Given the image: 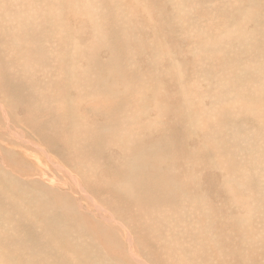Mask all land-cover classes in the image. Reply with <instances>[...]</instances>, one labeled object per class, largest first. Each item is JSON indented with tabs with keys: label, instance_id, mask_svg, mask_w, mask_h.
Segmentation results:
<instances>
[{
	"label": "bare ground",
	"instance_id": "obj_1",
	"mask_svg": "<svg viewBox=\"0 0 264 264\" xmlns=\"http://www.w3.org/2000/svg\"><path fill=\"white\" fill-rule=\"evenodd\" d=\"M60 1L38 5L60 8L61 48L88 62L80 74L72 67L59 75V87L67 97L72 87L95 96L77 106L63 105V97L56 104L62 109L50 107L35 88L32 64L21 59L31 50L36 67L49 65L52 16L22 21L29 38L11 35L9 41L24 49L0 61V96L7 83L19 88L16 101L0 98V264H122L112 243L124 245L126 259L137 264H167L166 249L175 245L197 259L212 251L208 243L222 257L256 263L264 255V191L251 192L253 175L254 189L260 180L264 190V0H242L235 13L234 0H208V14L198 2L185 7L184 0H171L179 3L169 12L170 0H148L155 15L141 3L129 17L118 0H94V7L65 0L64 8ZM183 12L190 32L177 45L171 17ZM147 16L145 27L133 21ZM237 20H246V30ZM150 24L160 31L150 34ZM147 32L166 43L152 58H141L149 63L139 71L130 51L142 54ZM232 33L231 40L224 37ZM103 49L111 54L101 56ZM67 60L57 65L66 68ZM233 74L234 86L227 87ZM195 78L198 87L190 85ZM72 79L80 80L69 84ZM234 87L247 97H234ZM111 98L117 100L109 119L97 117L96 103L109 105ZM137 99L142 117L130 112ZM116 111L134 115L117 119ZM227 115L234 116V143Z\"/></svg>",
	"mask_w": 264,
	"mask_h": 264
},
{
	"label": "rangeland",
	"instance_id": "obj_2",
	"mask_svg": "<svg viewBox=\"0 0 264 264\" xmlns=\"http://www.w3.org/2000/svg\"><path fill=\"white\" fill-rule=\"evenodd\" d=\"M30 1V3H32V4H30L29 2H28V0H24V3H23V0H0V49H1V51H0V61H5L6 60V58H9V57H12L13 56V54H17V52H19V51H21V50H23L24 49V47L22 46H17V49H16V47H15V45H13L12 47H10V42L11 41H9V39H10V36L12 35V36H18L17 38H19V37H21L22 36V38L23 39H28L29 38V36H27L28 35V33L27 32H25V31H23L22 30V21H24V20H26V19H28L29 17L30 18H41V17H45L47 14L46 13H51V16H52V22H53V24H52V34H53V36L50 38V39H48V40H46V43L49 45L50 43L52 44L51 45V47H52V49L50 50L51 52H49V57H50V63H49V65H39V66H37L36 67V65L34 64V60H35V57H34V55L32 54H30L32 51L31 50H28V51H26L25 53H24V56L22 57V59H21V62H22V64L23 65H31L32 64V66L30 67V69H29V73L30 74H32V76H33V79H34V82H35V88L36 89H39V90H37L38 91V93H40L41 95L43 94H46L45 95V98H46V102H48L49 103V105H50V107L51 108H53V109H62L63 107H59V106H57L56 104L57 103H59L60 101H62V98L63 97H65L66 98V101L63 103V105L64 104H68V105H71V106H77L79 103H84L85 101H87V100H91L92 98H93V96H95V95H93V96H91L90 94H89V92L87 93V91H89L90 89H87L86 88V90L85 89H83L84 91H82V92H80V93H75L77 90H79L78 88H74V87H72L71 89H67V92L70 94V96L69 97H67L64 93H63V91H62V89L59 87V84H58V80H59V78H60V76H62L66 71H67V69L69 68V69H71L72 67L76 70V75L79 73H81V71H85V69H86V67H87V62L85 63V61L84 60H82L83 61V63H82V61H80V59H81V54L79 53V52H77L75 55H71V54H69L65 49H62L61 48V41L59 40L60 39V37L58 36V33H56L57 31H63L65 28H66V26H65V23H64V20L60 17V13H61V10H60V8H55V6L54 5H51L50 6V8H47V7H44V6H41L42 8H40V5H38V3H40L41 2V4H46L47 2H45L46 0H29ZM36 1V2H35ZM79 2L81 1V0H78ZM94 0H82V4H85V5H89V6H92V7H94L95 6V2H93ZM125 1V2H124ZM242 0H234V13L239 9V7L237 6V5H239L240 3H242L241 2ZM6 2V3H5ZM13 2V3H12ZM54 2H55V0H54ZM120 2V3H119ZM170 3H169V6H170V8H171V10H169L170 8H168V10H169V12H171L172 10H175L174 9V7L176 8L177 7V5H178V3H176V4H174L173 2H171V0L169 1ZM197 2H198V4H197ZM3 3V4H2ZM25 5V3L27 4V6H24L23 4ZM34 3H36V4H34ZM55 3H58V4H60L61 3V1L60 0H56V2ZM118 3L119 4H123V6H122V9H121V11L123 12V13H125L126 14V16H131V15H133V10H135V7L134 6H136L137 8L139 7V6H141V3H145V4H143L144 5V7L146 8V10L148 11V12H150V14L151 15H155L154 13H155V11H154V7H152V5L148 2V0H131V2L129 3V1L128 0H118ZM125 3H127V4H125ZM184 3H185V7H187V6H196V4H197V6H202L203 8L204 7H207V9H205L206 10V12H207V14L208 13H211V9H210V7H209V5H210V1H208V0H184ZM7 5V6H5V5ZM172 4V5H171ZM233 4V3H232ZM262 4H264V3H262ZM17 5V6H16ZM62 7L64 8L65 6H66V1L65 0H63V2H62ZM129 5H130V7H129ZM187 5V6H186ZM32 6H34V7H32ZM37 6V7H36ZM148 6V7H147ZM261 6V5H260ZM8 9H7V8ZM29 7V8H28ZM31 7H32V9H31ZM151 7V8H150ZM184 7V6H183ZM231 7H232V5H231ZM3 8V9H2ZM19 8V9H18ZM27 11H26V10ZM41 9H42V11H41ZM152 9V10H151ZM3 10H5V11H3ZM13 10V11H12ZM179 11V10H182L181 8H177L176 9V11ZM10 11V12H9ZM29 11H31V12H29ZM51 11V12H50ZM4 12H6V13H4ZM15 12V13H14ZM1 13H2V15H1ZM38 13V14H37ZM129 13V14H128ZM14 14V15H13ZM37 14V15H36ZM54 14V15H53ZM8 15V16H7ZM11 15V16H10ZM254 15V14H253ZM15 16V17H14ZM23 16H25V17H23ZM180 16H181V18H180ZM180 16H177V13H176V15H174V18H172L171 17V23H172V30H174V31H176L177 32V34H176V37H175V39H179V41H175L176 43H177V45L179 44V43H183L184 41H183V38H184V34L186 33V32H190V31H187L186 29H188V27H189V25H187L185 22H184V12L180 15ZM239 15H236V17H238ZM257 16H259V15H257ZM256 15H255V17H257ZM3 17H5V18H3ZM255 17H247L246 19H248V20H258L259 18H255ZM2 18V19H1ZM70 18V17H69ZM177 18H179V19H177ZM12 19H14V20H12ZM98 19V18H97ZM2 20V21H1ZM180 20V21H179ZM133 21H136V22H138V23H140V24H143L142 26H144L145 27V23H151V20L149 19V16H147V18L146 19H144V18H139L138 20H133ZM141 21V22H140ZM185 23H183V22ZM61 22V23H60ZM181 22H182V24H181ZM234 22H235V20H234ZM237 22L238 23H236V24H238V26H242V28L244 29V30H246V28H245V24H244V22H246V20H244V21H238L237 20ZM178 23V24H177ZM151 25V24H150ZM235 25V24H234ZM65 26V27H64ZM179 26V27H178ZM183 28H182V27ZM223 26V28H224V26L225 25H222ZM151 27H152V30H151V32H150V34L152 33V34H154V32H156V31H158V27H154V26H152L151 25ZM154 27V28H153ZM186 27V28H185ZM249 27H251V25H249ZM146 28H148V25L146 26ZM158 28V29H157ZM174 28V29H173ZM217 28H219V26L217 27ZM154 29V30H153ZM157 29V30H156ZM229 29V28H228ZM9 30V31H8ZM15 32H13V31ZM54 30V31H53ZM185 30V31H184ZM56 31V32H55ZM159 31H160V29H159ZM229 31H231V30H229ZM235 31V30H234ZM184 32V33H183ZM148 33L149 32H147V33H145L146 34V36L144 35V46L142 47V57H141V55H139L138 54V51H130L131 52V54H133V63H135L134 65H133V67H134V69H138L139 71L142 69V65H143V60L141 59V58H143V57H145V56H149L150 58H152V56H151V54H153V53H155V54H158V50H157V48H160L162 45H163V42L164 43H166V40L165 39H163L162 40V38H159L157 35H152V37H151V35L149 34V36H147L148 35ZM10 34V35H9ZM182 35V36H181ZM86 37V35H84V34H80V37L79 38H81V37ZM9 37V38H8ZM63 37H65V38H67L66 36H63ZM148 37V38H147ZM149 37H151V38H149ZM182 37V38H181ZM225 38H229L230 40H231V38H234V33H232V36H224ZM87 38V37H86ZM85 38V40L83 41V44L84 45H86V46H88L90 43H89V41H88V39H86ZM56 39V40H55ZM151 39V41H153L154 40V43H150V41H148V40H150ZM50 40V41H49ZM181 40V41H180ZM48 41V42H47ZM56 41V42H55ZM59 41V42H58ZM8 42V43H7ZM149 42V43H148ZM263 42H264V37H263ZM146 43H148V44H150V45H148V44H146ZM158 43V44H157ZM159 43H161V46H160V44ZM59 47H57V46ZM156 45H157V47H156ZM152 46V48H150V47ZM235 47V46H234ZM9 48V49H8ZM172 48H173V45L172 44H170L169 45V47H166L165 48V50L167 51V52H171L172 51ZM183 48H185V47H183ZM151 49H152V51H151ZM156 49V50H155ZM4 50V51H3ZM61 50V51H60ZM104 50V49H103ZM235 50H236V48H235ZM234 50V55H238V51L236 50L235 51ZM240 50V49H239ZM263 50H264V48H263ZM8 51V52H7ZM66 51V52H65ZM105 51V52H104ZM104 51H102V53L100 54L101 56H105V55H110L111 53H109V52H107V54H106V50H104ZM150 51V52H149ZM156 51V52H155ZM3 52H5V53H7V54H2ZM149 52V53H148ZM152 52V53H151ZM183 52H185V51H183ZM180 53V52H179ZM27 54V55H26ZM30 54V55H29ZM214 53H209V55L210 56H212ZM7 55V57H5V56ZM11 55V56H10ZM64 55V56H63ZM77 55V56H76ZM9 56V57H8ZM34 57V59H33V57ZM135 56V57H134ZM28 57V58H27ZM64 57V58H63ZM77 57V58H76ZM94 57H96V56H94ZM140 57V58H139ZM54 60H53V59ZM61 58V59H60ZM67 58H68V60H67ZM75 60H74V59ZM135 58V59H134ZM137 58V59H136ZM52 59V60H51ZM67 60L68 61V65L66 66V68L64 67V68H62V67H59L58 65H57V63H58V61H60V60ZM70 59V60H69ZM94 59V58H93ZM139 60H141V62L139 61ZM56 61V62H55ZM138 61H139V63H138ZM71 62V63H70ZM80 62V63H79ZM115 62H120V60L118 59L117 61H115ZM70 63V64H69ZM83 65H82V64ZM93 63H99V62H96L95 60H93ZM149 62L147 61V62H144V65L143 66H146L147 64H148ZM78 64H79V66H80V69H79V67H78ZM25 65V66H26ZM132 65V64H131ZM16 66V65H15ZM71 66V67H70ZM138 66V67H137ZM92 70H94L95 68H96V66H94V67H92V66H89ZM14 68V67H13ZM12 68V71L14 70L15 71V69H17V66H16V68H14L13 69ZM42 68V69H41ZM45 68V69H44ZM97 68H99V67H97ZM49 70V71H48ZM13 71V72H14ZM39 71V72H38ZM54 71V72H53ZM58 71H60L59 73H57ZM80 71V72H79ZM103 72L105 71H107L108 73H109V70H107V69H103L102 70ZM42 72V73H41ZM48 74H47V73ZM51 72V73H50ZM36 75H35V74ZM53 73H55V74H53ZM63 73V74H62ZM47 74V75H46ZM38 75V76H37ZM40 75V76H39ZM60 75V76H59ZM213 76H215V75H213ZM39 77V78H38ZM42 77H43V81H42ZM54 77V78H53ZM53 78V79H52ZM48 80V81H47ZM52 80V81H51ZM54 80V81H53ZM80 80V79H79ZM79 80H77V81H79ZM183 80V79H182ZM195 80H196V78L195 79H192L191 81H192V83H191V81H190V85L191 86H194V87H198V86H200V84H198L197 83V80H196V83H195ZM200 80V79H199ZM234 74L231 76V78L230 77H228V81H227V83H226V86L227 87H229V85H230V87H232V86H234ZM43 83H42V82ZM77 81H74L73 79H72V81H69V84H74V83H76ZM54 82L56 83V84H54ZM45 83H46V85H45ZM8 84V83H7ZM5 85L6 86V89H7V93L5 94V95H3V96H0V98H1V100L2 101H4V102H6V100L9 98V100L10 101H12L13 99L16 101V99H17V94H16V92H17V90L19 89V88H14V87H12L11 86V88H10V85L8 84V85ZM45 85V86H44ZM213 86L215 87V84H213ZM226 86H225V88H226ZM39 87V88H38ZM41 87H43V89L41 88ZM47 87V88H46ZM214 87H213V89H214ZM56 88V89H55ZM142 88L144 89L143 90V92H145V91H147L146 89H145V87L142 85ZM236 89V90H235ZM218 90H220V88L218 89ZM217 90V91H218ZM136 91V90H135ZM50 92V93H49ZM137 92H139L138 90H137ZM236 93H238L239 95H241V96H246V95H242V94H240V92H238V89L237 88H235L234 87V97L236 96ZM139 94L141 95V93L139 92ZM13 95V96H12ZM51 95H52V97H51ZM216 95V94H215ZM14 96H15V98H14ZM60 96V97H59ZM88 96V97H87ZM7 97V98H6ZM92 97V98H91ZM247 97V96H246ZM51 98H52V100H51ZM77 98H79V100L77 99ZM90 98V99H89ZM59 99V100H58ZM202 100H204V98H201ZM201 99H198V102H199V104H202V100ZM207 98H205V100H206ZM117 99H114V98H111L110 99V104L109 105H102L101 103H99V102H97L96 103V106H97V113H96V115H97V117H100L101 119L102 118H106V119H109V117H108V113H109V111L108 110H110L112 107H111V103L113 102V101H116ZM84 101V102H83ZM201 102V103H200ZM221 102L222 103H225V101L222 99L221 100ZM100 105H99V104ZM99 105V106H98ZM14 106V108L15 109H17V107H16V105H13ZM53 106V107H52ZM56 106V107H55ZM108 106V107H107ZM104 107H105V109H104ZM138 99H137V101H136V103H135V105L133 106V108L131 109V111L130 112H135L137 109H138ZM102 108V109H101ZM118 107H116V109H117ZM18 111H17V115H20L21 113H19V111H21V110H19V109H17ZM100 110V111H99ZM137 111H139V113L141 114V117L144 115V112H141L140 110H137ZM22 112V111H21ZM106 112H107V114H106ZM117 112V119H118V116L119 117H122L123 116V118H127L128 117V115L130 114V115H134V113H128V114H120V113H118V111H116ZM104 114H105V116H104ZM34 115H36V114H34ZM104 117H103V116ZM120 115H122V116H120ZM230 116V117H229ZM232 116V117H231ZM140 117V118H141ZM35 118H41V119H44L43 117H41V116H39V115H36L35 116ZM225 118H227L228 120H230L231 122H232V124H233V127H232V134L233 135H231V138L233 139L232 140V142L234 143V125H235V123H234V116L233 115H227V117H225ZM232 120H231V119ZM63 121H66V120H64L63 119ZM210 121H212V122H214V116L212 115L211 117H210ZM98 122L99 123H102L103 122V120H102V122L100 121V120H98ZM74 124H76V125H79V124H83L81 121H74L73 122ZM167 124H169V123H167ZM223 127H224V130L226 131L227 130V126L226 125H224L223 124ZM236 141L237 142H240L241 141V138H237L236 139ZM232 142H230V143H232ZM251 162H253L252 160H251ZM254 172H255V170H254ZM252 179H253V181L251 180V183H252V187H253V189L251 190V192H252V195L253 196H261V192H263L264 190L262 189V185H261V181L260 180H258L257 181V188H255L254 189V185H253V182H254V175L252 176ZM223 180V179H222ZM259 185V186H258ZM245 186V185H244ZM257 192V193H256ZM257 194V195H256ZM211 201H214V200H211ZM212 209H214V207L212 208ZM231 212H234V208H232L231 209ZM220 213H223V211L222 210H220ZM224 213H226V212H224ZM223 213V214H224ZM246 216V217H245ZM250 216V215H249ZM234 217H235V214H234ZM248 217V215H244L243 216V218H247ZM203 219V218H202ZM204 220V222L205 223H208V222H206V219L204 218L203 219ZM247 223H249V219L247 220ZM172 228V227H171ZM171 228H169V229H171ZM179 230H181V232L182 231H184V228L183 227H179ZM127 232V231H126ZM261 232H264V231H261ZM121 233H123L122 231H121ZM124 234H125V232H124ZM126 235H128V233H126ZM166 242H167V244L169 245V243H168V238H166V240H165ZM209 242H211V239H210V241ZM209 244V246L211 247V249H212V251H208V252H206V254H204L203 253V255H196L195 257L198 259H195V258H193L192 256H190L191 254H192V251H187L186 253H185V251L186 250H184V249H182L179 245H175L172 249V251L171 252H169V247L170 246H168L167 247V249H166V252H167V254H168V256H169V258H167V260L169 261V263L170 264H185V262H186V264H194V263H196L197 262V264H202V262H204L203 264H206V263H208V264H217V262H218V264H236V263H238L235 259H233L232 257L231 258H225V257H222L221 256V254H219L218 252H217V250H215L214 251V249H216L218 246H214L213 244H211V243H208ZM120 245V244H119ZM119 245H117L116 243H112V247H113V249H114V253H115V256H117L118 255V259L116 258L115 259V261H117V262H120V263H122V264H137L136 262L135 263H131V262H129L127 259H126V255H125V252H124V249L123 248H125V246L124 245H120V247H118ZM122 246H124V247H122ZM230 246L232 247V246H234L233 244H230ZM120 253H119V252ZM122 253V254H121ZM187 253H189V254H187ZM214 253V254H213ZM124 254V255H123ZM218 256H217V255ZM122 255V256H121ZM172 255V256H171ZM175 256V258H174V256ZM206 255V257H204ZM202 257V258H201ZM127 258H129V256H127ZM183 259V260H182ZM194 259V260H193ZM204 259V260H203ZM206 259V260H205ZM210 259H212V260H210ZM216 261H215V260ZM226 259V260H225ZM176 260V261H175ZM231 260V261H230ZM174 262V263H173ZM214 262V263H213ZM235 262V263H234ZM255 262L256 263H251V264H262V263H264V255L263 256H261L260 254H258L257 255V258H256V260H255ZM169 263H167V264H169ZM239 264V263H238Z\"/></svg>",
	"mask_w": 264,
	"mask_h": 264
}]
</instances>
